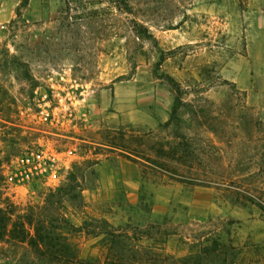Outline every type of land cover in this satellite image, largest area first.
<instances>
[{
	"label": "rangeland",
	"instance_id": "obj_1",
	"mask_svg": "<svg viewBox=\"0 0 264 264\" xmlns=\"http://www.w3.org/2000/svg\"><path fill=\"white\" fill-rule=\"evenodd\" d=\"M127 1L131 14L105 0H0V207L14 221L45 214L56 233V211L41 207L79 165L83 202L64 201L60 213L78 229L93 222L87 231L63 228L66 261H43L11 233L0 241V264H75V254L111 264L102 220L128 234L118 247L130 264H211L182 261L211 223L231 231L222 234L239 247L240 264H264L258 208L153 170L144 182L127 158L141 137L151 144L171 135L168 76L185 91V119L205 112L199 141L217 140L220 125L235 133L254 121L264 132V0Z\"/></svg>",
	"mask_w": 264,
	"mask_h": 264
},
{
	"label": "trees",
	"instance_id": "obj_2",
	"mask_svg": "<svg viewBox=\"0 0 264 264\" xmlns=\"http://www.w3.org/2000/svg\"><path fill=\"white\" fill-rule=\"evenodd\" d=\"M115 4L124 13H132V7L127 0H105ZM143 28L139 23L136 27ZM147 32V31H146ZM148 34V33H147ZM10 56V55H9ZM12 67L16 70H23L28 74V66L19 57L10 56ZM164 78V77H163ZM167 81L172 86L175 94V102L170 120L164 128L171 132L166 138H158L148 144L145 137L141 139L140 151L131 159L134 163L140 164L145 173V180H150L148 170H153L154 176L169 178L174 181L201 186H213L220 189L225 198L235 206L248 208L255 207L264 216V132L259 124L253 123L243 131V129L231 132L223 125L215 127L213 132L218 134L217 140L204 139L199 141L197 131L205 126L204 111L193 110L188 113L189 119H185L182 114L190 106L184 99L185 91L180 83L174 78L167 77ZM220 124V122H218ZM169 128H172L169 130ZM192 134H191V133ZM132 154V153H131ZM79 165L74 166L67 178V182L55 189H51L46 196L45 205L41 208L54 209L56 211V221L58 230L56 233L47 227L49 222L46 215L32 213L30 216L16 215L17 220H13V215L7 214L6 210L0 207V241H3L8 234L13 233L12 239L20 243H28L36 252L43 257V261H66L65 252L67 245L64 243L63 228L71 227L76 231L89 229L90 221H86L81 229L70 224L69 219L61 212L64 201L71 203L83 202V191L79 176L81 171ZM149 199L143 198L142 204H147ZM151 202V201H150ZM34 229V234L25 229V221ZM103 228L101 234L104 235L112 252L109 262L111 264H130L123 255H120L119 240H124L128 234L114 229L106 220L97 221ZM13 226L10 230L9 226ZM212 225V227H211ZM218 225L212 223L207 231L201 233L196 239L199 245L198 252L190 255L183 262L193 260L199 262L200 259H208L211 264H240L241 251L235 245H228L223 234H231L227 229H216ZM21 229V231L19 230ZM157 228V226H156ZM18 229V231H16ZM95 232V231H94ZM223 232V234H222ZM17 234V235H15ZM91 234V233H90ZM95 234V233H94ZM205 234V235H203ZM11 240V239H10ZM52 242L55 247H52ZM55 251H52V250ZM58 249V250H57ZM226 256H231V260ZM75 264H84L75 254L73 257Z\"/></svg>",
	"mask_w": 264,
	"mask_h": 264
}]
</instances>
